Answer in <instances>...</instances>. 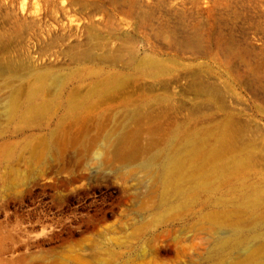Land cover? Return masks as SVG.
Segmentation results:
<instances>
[{
	"label": "rangeland",
	"instance_id": "374dc122",
	"mask_svg": "<svg viewBox=\"0 0 264 264\" xmlns=\"http://www.w3.org/2000/svg\"><path fill=\"white\" fill-rule=\"evenodd\" d=\"M262 95L264 0H0V264H264Z\"/></svg>",
	"mask_w": 264,
	"mask_h": 264
},
{
	"label": "bare ground",
	"instance_id": "6f19581e",
	"mask_svg": "<svg viewBox=\"0 0 264 264\" xmlns=\"http://www.w3.org/2000/svg\"><path fill=\"white\" fill-rule=\"evenodd\" d=\"M194 47V46H193ZM117 55L119 54V53H116ZM111 55H113V54H111ZM115 55V54H114ZM119 56V58H120V56L121 55H118ZM111 57V56H110ZM112 58H116V56L114 57V56H112ZM111 58V59H112ZM118 59V58H117ZM115 60V59H114ZM118 61V60H117ZM116 62V61H115ZM144 65H145V68L146 69H149L150 71H157L158 69H159V63L156 61V59H154V57L152 58H145L144 59ZM254 77V76H253ZM255 79V78H254ZM238 80V79H237ZM248 84V83H247ZM246 84V85H247ZM245 85V86H246ZM198 86H199V84H198ZM201 86V85H200ZM199 86V87H200ZM258 86H259V84H258ZM194 87V85L192 86V88ZM196 87V86H195ZM194 87V88H195ZM191 88V89H192ZM193 88V89H194ZM211 88H213V87H211ZM215 88V87H214ZM214 88H213V90H214ZM198 89V88H197ZM200 89H201V87H200ZM200 89H198V90H200ZM258 89H259V87H258ZM207 90V89H206ZM212 90V89H211ZM216 90V89H215ZM195 91H196V89L195 90H193V92L195 93ZM217 91V90H216ZM258 91V90H257ZM260 91V90H259ZM263 91V90H262ZM203 92H204V94L206 93V91L203 89ZM213 91H211V94L213 95L214 93H212ZM208 94H209V92H207ZM218 93V92H217ZM262 93V92H261ZM196 94V93H195ZM200 94V93H199ZM207 94V95H208ZM210 94V95H211ZM220 94V93H219ZM258 94V93H257ZM211 95V96H212ZM221 95V94H220ZM200 96H201V94H200ZM262 96H264V95H262ZM198 97V96H197ZM218 97V96H217ZM217 97H215L216 99H217ZM222 97V96H221ZM219 99V98H218ZM223 101H221V103H222ZM225 103V102H224ZM222 105V104H221ZM220 105V106H221ZM224 106H225V104H224ZM223 132H222V135L220 136V138H219V144H217L218 146H215V147H212V148H210V149H205V148H203V147H201V145L200 144H198V143H196L195 141H193V140H188V141H186L185 142V144L183 145V147L178 151V152H176V153H173L172 155H170L169 157H168V159H167V161H166V163L164 164L165 165V167L163 168V171H164V174H165V176L164 177H166L164 180H165V182L167 183V184H170L171 185V183H174L175 184V186H177L178 185V180L176 179V177H174L175 175H177V174H179V173H181L182 172V170H183V167H182V162H183V160H184V157L187 155V154H190V153H192V154H194L195 156H198V157H202V156H204L205 158H214V157H216L220 152H222L223 151V149L225 148L223 145H222V147H220L221 146V144L223 143V142H225V141H228V139H230V136H231V133H232V131H231V128H228V126H224V128H223V130H222ZM113 148H114V152L115 153H118V154H122V153H124L125 152V155H127L128 154V152L130 151H128L127 152V147L124 145V140L123 139H119V140H117V142H115V144H114V146H113ZM124 155V156H125ZM160 171H162V170H160ZM162 171V172H163ZM157 173H159V172H157ZM158 176L157 177H159V174H157ZM161 175V174H160ZM155 176H156V173H155ZM156 179V178H155ZM162 180V179H161ZM164 182V181H163ZM174 184H172L173 186H174ZM263 198L264 197V190H262L261 192L259 191V192H256L254 195H253V197H252V199H249V200H247L246 201V206H250V205H253V202L254 201H258V199L259 198ZM220 241V240H219ZM229 244V237L228 238H225V239H223V240H221L219 243H218V246H217V244H216V246H217V249H222V248H224L225 246H227ZM215 245V244H214Z\"/></svg>",
	"mask_w": 264,
	"mask_h": 264
}]
</instances>
